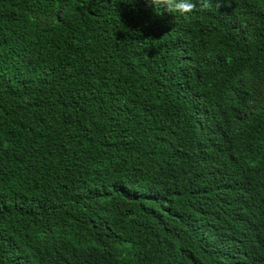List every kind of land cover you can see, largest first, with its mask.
I'll return each instance as SVG.
<instances>
[{
  "label": "trees",
  "instance_id": "trees-1",
  "mask_svg": "<svg viewBox=\"0 0 264 264\" xmlns=\"http://www.w3.org/2000/svg\"><path fill=\"white\" fill-rule=\"evenodd\" d=\"M0 0V264H233L264 210V0ZM248 264H264V247Z\"/></svg>",
  "mask_w": 264,
  "mask_h": 264
},
{
  "label": "clouds",
  "instance_id": "clouds-1",
  "mask_svg": "<svg viewBox=\"0 0 264 264\" xmlns=\"http://www.w3.org/2000/svg\"><path fill=\"white\" fill-rule=\"evenodd\" d=\"M156 8L163 7L170 13L186 15L198 6L203 10L208 7L207 0H148ZM239 213L226 216L224 223L214 232L220 231L228 221L232 220L222 233L220 239L227 242H238L240 250L233 264H248L250 254L257 255L264 247V210L257 207L251 199L240 203Z\"/></svg>",
  "mask_w": 264,
  "mask_h": 264
}]
</instances>
